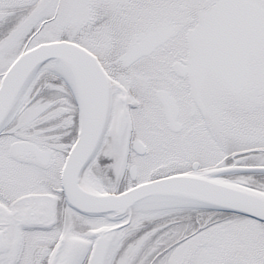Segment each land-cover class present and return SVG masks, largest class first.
Returning <instances> with one entry per match:
<instances>
[{"label": "snow or ice", "instance_id": "snow-or-ice-1", "mask_svg": "<svg viewBox=\"0 0 264 264\" xmlns=\"http://www.w3.org/2000/svg\"><path fill=\"white\" fill-rule=\"evenodd\" d=\"M0 264H264V0H0Z\"/></svg>", "mask_w": 264, "mask_h": 264}]
</instances>
